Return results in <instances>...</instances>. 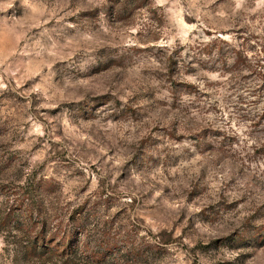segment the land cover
I'll return each instance as SVG.
<instances>
[{
    "label": "rangeland",
    "instance_id": "rangeland-1",
    "mask_svg": "<svg viewBox=\"0 0 264 264\" xmlns=\"http://www.w3.org/2000/svg\"><path fill=\"white\" fill-rule=\"evenodd\" d=\"M28 177L72 249L1 227L0 264H264V0H0V182Z\"/></svg>",
    "mask_w": 264,
    "mask_h": 264
},
{
    "label": "trees",
    "instance_id": "trees-1",
    "mask_svg": "<svg viewBox=\"0 0 264 264\" xmlns=\"http://www.w3.org/2000/svg\"><path fill=\"white\" fill-rule=\"evenodd\" d=\"M132 4L133 0H118L120 9L132 6ZM47 184L44 177L38 180L36 177H28L14 186L0 182V192L4 197L0 203V232H2L1 227H11V229L25 233L27 237L15 234L13 237L17 240L13 242L24 249L27 255L44 254L49 248L65 253L71 252L72 249L73 231L63 229L62 225L56 228L55 235L49 239L46 236L48 217H52V212L55 213V217H66V214L59 213L54 207V202L44 195L47 191L49 194L59 192V187L55 186V189L50 191ZM72 215L74 214L70 213L69 217ZM39 223H42L41 229L33 234L36 230L34 228Z\"/></svg>",
    "mask_w": 264,
    "mask_h": 264
}]
</instances>
